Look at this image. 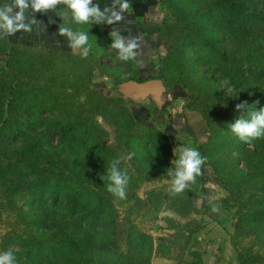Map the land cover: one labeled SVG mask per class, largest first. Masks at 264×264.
<instances>
[{
    "label": "rangeland",
    "instance_id": "rangeland-1",
    "mask_svg": "<svg viewBox=\"0 0 264 264\" xmlns=\"http://www.w3.org/2000/svg\"><path fill=\"white\" fill-rule=\"evenodd\" d=\"M151 2V12L145 19L133 15L131 20L135 23L139 21L144 30H149L150 24H161L163 21H166V25L160 28V35L144 33L149 35L150 39H145L147 42L137 34V48L134 51L139 53V50H146L138 55L144 76L155 74L156 71L150 66L153 60L161 79L175 90V94L169 93V98H173L175 103L163 113V119L170 124L167 127L170 134L185 130L184 113L193 125L203 118L204 106L197 104V109L188 108L187 94L203 96L208 104L217 103L225 95L233 100H248L251 105L255 101L264 105V86H259L253 75L264 64V48L243 49L227 29L226 15L221 6L213 0ZM246 2L264 9V0ZM93 5H96V0H93ZM58 6L67 11L63 3ZM153 12L159 14H151ZM106 26H110L106 20L101 23L92 20L78 28L88 36V43L83 46L89 48L86 58L82 56L83 47L73 49L71 58L48 56L40 48H18L14 57L9 53L5 37L0 35V68L14 61L16 72L28 80L21 86L23 94L13 106L23 132L8 131L6 142L13 147H21L26 140L36 143L40 149L50 154L55 152L56 156L60 155L73 163L75 168L86 171L117 155L123 170L130 176L126 198L113 197L119 211V224L123 227L132 221L153 238L151 264H178L175 258L161 254L157 242L161 237L173 238L176 244L183 241L182 235L188 232L186 226L190 221L204 226L201 237L207 264H239L238 254L244 255L248 261L253 257L252 264H264L263 223L241 222L239 218L251 197L258 201L264 197V186L255 179L257 177L251 179L253 169L248 164L254 159L255 146L264 145V141H257L255 146H247L244 142L237 149L229 143L237 139L230 129L219 133L208 131L199 141L206 145L210 141L219 142V145H208L206 185L209 188V208L202 207L201 200H192L184 192L169 196L173 180L170 168H175V150L180 143L171 142L164 129L154 120L157 108L152 105L142 107L141 103L127 101L117 96V87H97L92 80L93 86L102 89L97 92L90 83L93 73L101 74L117 84L128 81L134 73V65L121 60L119 50L111 47L114 38L110 33L113 29ZM124 37L126 43L133 40ZM206 40L233 57L237 65L235 70L216 62ZM81 59L84 60L83 64ZM225 78L235 85L236 92L226 94L227 88L221 87V81ZM132 109L139 121L149 125H152V121L155 123L156 142L147 138L142 146L146 129L135 124L131 117ZM239 116L232 112L227 118L229 125ZM58 123L66 126L64 130L60 129ZM129 140L137 143L133 150L127 146ZM164 144L166 147L162 146ZM231 183L241 184L244 188L233 192L227 188ZM258 188L261 191L256 192ZM30 200L25 194L14 197L11 202L0 186V252H13L16 264H23L22 258L26 260L24 255L22 258L19 256L26 248L21 239L14 241L16 237H11L13 243L7 240L15 233H23L29 225L30 229H38L25 222L19 209L22 208L25 218L37 215V206ZM45 203H51L49 198ZM59 204L63 203H58L55 209L62 213L64 205ZM213 204L219 207V212L212 211ZM131 208L134 210L130 214ZM176 224L178 227H175ZM122 227L119 226V231ZM126 244L125 238L120 239V251H127ZM176 244H172L173 254L179 256L180 250ZM148 252H145V256ZM49 258L51 264L57 261L67 264L59 253L52 252Z\"/></svg>",
    "mask_w": 264,
    "mask_h": 264
},
{
    "label": "trees",
    "instance_id": "trees-1",
    "mask_svg": "<svg viewBox=\"0 0 264 264\" xmlns=\"http://www.w3.org/2000/svg\"><path fill=\"white\" fill-rule=\"evenodd\" d=\"M213 1L223 8L226 15L227 29L243 49H248L249 47L264 48L263 8L250 6L246 0ZM0 3L2 8H4L9 5V0H0ZM57 9H61V6L57 5ZM60 24L63 27H68L73 33L80 32L78 28L85 26V24L75 23L71 13L69 22L60 19ZM165 25L166 21L161 24H150L149 30H144L139 21L136 22L137 29L144 33H157V35H160L158 32ZM107 28L113 29L118 35L124 37L116 27ZM4 37L10 49L9 53L14 57L17 55L16 49L18 48L44 49L48 56L59 55L62 58H71L73 56L72 50L40 44H18L12 41L10 36ZM206 41L211 47L210 54L216 58V62L235 70L237 65L233 57L219 51L208 40ZM145 51L139 50L137 56L133 60H129L134 65V73L128 81L162 78L153 60L150 61V66L156 71L155 74L144 76L138 55ZM83 61L81 59L82 64ZM6 65V67L0 68V94H2L0 97V186L11 202H13L14 197L27 194L31 198L30 201L37 206L36 209L39 212L31 218H25L22 208L18 207L25 222L35 225L39 229H30L31 225H29L23 233H15L7 240L8 243H13V239L14 241L16 239L23 241L26 249L19 256L22 258L24 255L26 260L22 258V263L51 264L49 254L56 252L64 256V261L67 264H151V258L154 254L151 246L153 238L145 231L140 230L132 221L123 227L119 224V211L116 204L113 203L114 196L107 191V179H101V177L108 175L110 164L113 160L118 159L117 155L110 161H104L98 167L94 166V168L91 167L86 171L75 168L76 166L73 163H69L67 159L60 155H57V157L55 152L50 154L40 149L36 143L26 140L21 147H13L8 141L6 142L8 131L17 130L18 132H23L21 125L17 122L19 118L16 116L13 106L18 101V97L23 94L21 86H24L26 81H28L27 78L19 76L16 72L14 61H9ZM94 75L95 73L92 74L91 84ZM253 75L258 85L264 86V64L257 69V73L253 72ZM5 89L6 92L4 91ZM93 90L102 91V89L95 86H93ZM102 100L104 99L102 98ZM186 101L188 108L197 109V104L205 108L203 118L197 124H190L184 113L185 130L170 134L167 129L170 124H167L163 119V113L157 110L154 113V120L164 129L171 142H179L180 147L195 148L202 157H206V163L201 167L202 175L197 176L194 183L188 182L185 189L186 192L184 190L183 192L188 197H191L192 200H201L202 207L209 208L207 206L209 188L206 185V165L209 164L208 145H219V142L217 140L215 144L210 141V144L207 143L206 145L199 140L203 134H208V131L219 133L220 131L229 130V122H227L229 115L232 112L241 115L243 111H237L236 105L244 101H247L249 105L251 103L248 100H233L225 95L217 103L211 104H208L206 99H203V96L200 98L192 94H187ZM108 103L111 102L108 101ZM257 107H264V105L259 102ZM131 117L136 125L146 129L143 132L142 140L144 139V143H142V146L148 140L147 138L156 142L155 123L151 120L152 125H149L139 121L134 109H132ZM57 125L60 126L61 130L66 127L59 123ZM221 137L224 138V136ZM260 140L264 141L256 139L245 143V145L253 144L255 146L254 143L257 144V141ZM229 143L238 149L244 142L237 138L236 141H229ZM128 145L130 150L137 147V143L134 140H129L127 142ZM162 146L166 147V144ZM253 151L254 159L248 161L249 166L253 169L251 179L257 177L255 179L259 180L264 186V145L261 143L259 146H255ZM117 167L129 176V173L123 170L122 163H119ZM170 170L173 173L171 179H174L175 168L171 167ZM246 180L243 181V184ZM231 184L226 186L233 192L238 188H244L241 184ZM258 191L261 190L258 188L256 192ZM175 195L169 194V196ZM46 198H49L50 204L45 203ZM253 198L254 196L249 199V203L246 204L239 218L241 222H262L264 230V197L259 201ZM58 203H63L59 205H64L62 213H60V210L55 209V207H58ZM133 210L134 208L129 209V213L131 214ZM119 226L122 227L121 231H119ZM175 227H178V224ZM186 227L188 232L182 235L183 241L176 244V240L174 241L173 238L161 237L158 239L157 249L159 248L163 256L175 258L178 264H207L204 257L205 245L201 237L204 226L202 227L199 222L190 221ZM43 231L45 232L43 233ZM11 237L16 238L11 240ZM256 237L258 238L257 235ZM122 238L127 240V251H120V239ZM174 243L179 246V256L173 254L172 244ZM147 250L149 252L145 256ZM237 258L239 264H252L254 261L253 257H250L251 261H248V258L242 254H238ZM54 264H60V261L54 262Z\"/></svg>",
    "mask_w": 264,
    "mask_h": 264
},
{
    "label": "clouds",
    "instance_id": "clouds-1",
    "mask_svg": "<svg viewBox=\"0 0 264 264\" xmlns=\"http://www.w3.org/2000/svg\"><path fill=\"white\" fill-rule=\"evenodd\" d=\"M116 2L120 4L121 12L106 16V13L110 12L111 9L106 8L104 12H101L99 5H92V0H14L15 7L19 9L14 15L11 14L13 13V6L0 8V35L10 36L21 30L30 32V25L22 22L24 10L29 6L34 12H46L63 3L77 24L90 23L92 20L97 23L106 20L108 24H112L120 21L122 13L132 7L129 0H116ZM59 33L67 35L71 41L70 47L72 49L83 47L88 43V36L84 32L73 33L68 27H61ZM110 35L114 38L111 47L119 50L121 60L129 61L137 56V52L134 51L137 48L135 40L126 43L124 37L115 31L111 32ZM88 51V47H83L82 56L84 58L87 57ZM221 87L227 88L226 94L237 91L235 85L229 83L228 78L221 81ZM258 105L259 101H255L252 105H249L247 101L237 104L236 110H243L242 114L234 123L229 125L231 133L245 143L264 138V107H257ZM175 154L177 159L173 161L175 171L171 184L173 195L183 192L188 182L194 183L196 177L202 175L201 167L206 163V157H202L200 152L192 147L181 146L175 150ZM119 163V159L113 160L108 169V175L101 177V179H107V191L109 193L119 199H125L130 177L127 173L119 170L117 167ZM212 211L219 212L220 209L213 204ZM0 264H16L13 252H0Z\"/></svg>",
    "mask_w": 264,
    "mask_h": 264
},
{
    "label": "crops",
    "instance_id": "crops-1",
    "mask_svg": "<svg viewBox=\"0 0 264 264\" xmlns=\"http://www.w3.org/2000/svg\"><path fill=\"white\" fill-rule=\"evenodd\" d=\"M129 2L132 7L122 13V19L120 21L114 22V24H108L110 25L109 27H116L123 36H127L129 39L135 41H138L137 34H139L140 38L144 39V41L146 38L149 40V35H144L143 31L137 29L136 23L131 20V17L135 15L145 19L146 16L150 14V8L153 3L151 0H129ZM96 5H99L101 12L105 11L106 8L111 9L110 12L106 13V16L121 12L120 4L116 2V0H96ZM8 6H13L12 15H14L16 11H19L14 5V0H9ZM151 14L159 13L153 12ZM23 16L24 19L22 22L26 25H30L31 31H17L14 35H10L12 41L18 44H40L73 50L70 47L71 41L67 35H61L59 33V29L63 27L60 24V19H64L67 22L70 20V13L68 11L65 12L62 8L57 9L56 6L55 9H50L46 12H34L31 6H29L24 10ZM138 30L140 33H138ZM141 39L139 41L140 43H142ZM145 46H147V44Z\"/></svg>",
    "mask_w": 264,
    "mask_h": 264
},
{
    "label": "water",
    "instance_id": "water-1",
    "mask_svg": "<svg viewBox=\"0 0 264 264\" xmlns=\"http://www.w3.org/2000/svg\"><path fill=\"white\" fill-rule=\"evenodd\" d=\"M93 83L97 87H117V96L132 103H141L142 107L152 105L160 113H165L169 105L175 103L173 98H169V93L175 94V90L168 87L163 79L152 78L145 81L130 80L117 84L112 83L107 77L101 74H95Z\"/></svg>",
    "mask_w": 264,
    "mask_h": 264
}]
</instances>
